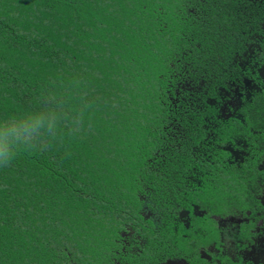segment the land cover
<instances>
[{
  "label": "trees",
  "instance_id": "trees-1",
  "mask_svg": "<svg viewBox=\"0 0 264 264\" xmlns=\"http://www.w3.org/2000/svg\"><path fill=\"white\" fill-rule=\"evenodd\" d=\"M229 1L0 0V131L44 116L36 139L0 160V264H100L125 221L144 223L143 204L185 190L215 202L211 179L194 191L184 176L188 121L177 137L165 125L175 72H244L237 50L261 7ZM255 93L250 121L262 126ZM220 169L231 199L238 175Z\"/></svg>",
  "mask_w": 264,
  "mask_h": 264
},
{
  "label": "flooded vegetation",
  "instance_id": "flooded-vegetation-1",
  "mask_svg": "<svg viewBox=\"0 0 264 264\" xmlns=\"http://www.w3.org/2000/svg\"><path fill=\"white\" fill-rule=\"evenodd\" d=\"M245 1L261 9L247 19L254 40L242 54L237 50L244 72L216 74L205 67L199 73L175 72L171 78L175 109L165 129L177 137L188 121L184 148L193 164L184 176L196 184L190 186L194 191L211 179L209 189H218L215 202L208 199L202 205L185 190L183 200L166 198L158 209L143 204L139 212L144 223L125 221L111 248L98 255L100 264H264V124L250 121L259 114L252 106L255 90H264V0L235 3L247 7ZM229 165L239 178L231 199L226 196L230 186L219 171Z\"/></svg>",
  "mask_w": 264,
  "mask_h": 264
},
{
  "label": "clouds",
  "instance_id": "clouds-1",
  "mask_svg": "<svg viewBox=\"0 0 264 264\" xmlns=\"http://www.w3.org/2000/svg\"><path fill=\"white\" fill-rule=\"evenodd\" d=\"M53 126L54 121H49L48 128ZM42 127H44V116L36 113L30 114L22 123L12 121L6 124L0 131V160L10 164L20 154L23 144L36 139L33 133H37Z\"/></svg>",
  "mask_w": 264,
  "mask_h": 264
}]
</instances>
